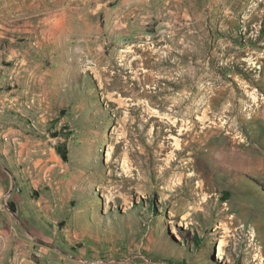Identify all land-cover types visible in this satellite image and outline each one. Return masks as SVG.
Listing matches in <instances>:
<instances>
[{
    "label": "rangeland",
    "instance_id": "rangeland-1",
    "mask_svg": "<svg viewBox=\"0 0 264 264\" xmlns=\"http://www.w3.org/2000/svg\"><path fill=\"white\" fill-rule=\"evenodd\" d=\"M183 1L0 13V176L37 264H264V0Z\"/></svg>",
    "mask_w": 264,
    "mask_h": 264
},
{
    "label": "crops",
    "instance_id": "crops-1",
    "mask_svg": "<svg viewBox=\"0 0 264 264\" xmlns=\"http://www.w3.org/2000/svg\"><path fill=\"white\" fill-rule=\"evenodd\" d=\"M67 1V2H66ZM0 0V13L8 16H20L29 24V19L41 17L50 22L66 19L68 15L76 14L80 19L99 15L102 20L118 22L125 25L126 18L135 16L139 12L140 2L143 0H118L116 4L111 5V0ZM183 1V0H181ZM67 4H66V3ZM184 2V1H183ZM176 4L175 6H177ZM182 14L187 17H195L205 11V0H185V3L180 4ZM101 6V12H99ZM81 8V10H79ZM117 11V18H114V12ZM211 14V13H209ZM112 16V18H111ZM115 20H114V19ZM7 69L3 72L6 73ZM12 121V120H11ZM10 121V122H11ZM8 132L15 134V131L9 126ZM7 132V133H8ZM17 132V131H16ZM25 146V143H23ZM11 144L7 140L0 144V153L6 158H9ZM18 183L20 178L16 177ZM7 179L0 176V264H37L31 258L32 241L29 237V225H24L15 212L9 206V196L19 202L22 196V189L17 196L6 192L5 187ZM15 197V198H14ZM12 199V200H13ZM19 213V212H18ZM16 219V221H15ZM25 231V232H24Z\"/></svg>",
    "mask_w": 264,
    "mask_h": 264
},
{
    "label": "trees",
    "instance_id": "trees-1",
    "mask_svg": "<svg viewBox=\"0 0 264 264\" xmlns=\"http://www.w3.org/2000/svg\"><path fill=\"white\" fill-rule=\"evenodd\" d=\"M93 88H94V92H95V94L97 95L98 94V87H97V85L94 83V85H93ZM59 152H60V154L62 155V157L66 160V159H68V150L66 149V147H59ZM15 180H16V176H15ZM224 193L226 194V195H230V193L228 192V191H224ZM9 206L11 207V209L13 210V211H15L16 210V207H15V204L12 202V201H9ZM152 208H153V210L155 211V207H154V205H152L151 206ZM192 241L194 242V246H195V248L197 249V251L201 248V247H204L205 246V244H206V240H205V238H200L199 236H197V235H195V236H193V238H192ZM73 249H75V250H77L76 248H74L73 247ZM213 253H214V249L212 248L211 249V256L213 257L214 255H213Z\"/></svg>",
    "mask_w": 264,
    "mask_h": 264
},
{
    "label": "bare ground",
    "instance_id": "bare-ground-1",
    "mask_svg": "<svg viewBox=\"0 0 264 264\" xmlns=\"http://www.w3.org/2000/svg\"><path fill=\"white\" fill-rule=\"evenodd\" d=\"M223 243V242H222ZM224 251H223V244L220 245L219 251L217 253L218 257H223Z\"/></svg>",
    "mask_w": 264,
    "mask_h": 264
},
{
    "label": "water",
    "instance_id": "water-1",
    "mask_svg": "<svg viewBox=\"0 0 264 264\" xmlns=\"http://www.w3.org/2000/svg\"><path fill=\"white\" fill-rule=\"evenodd\" d=\"M11 190H12V189L10 188V191H9V193L11 192Z\"/></svg>",
    "mask_w": 264,
    "mask_h": 264
}]
</instances>
